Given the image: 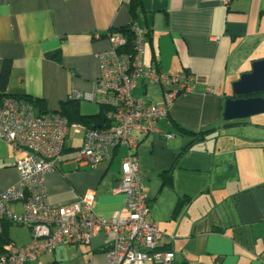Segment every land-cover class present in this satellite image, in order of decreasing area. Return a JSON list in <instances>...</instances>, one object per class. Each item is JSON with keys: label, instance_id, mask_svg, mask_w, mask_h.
I'll list each match as a JSON object with an SVG mask.
<instances>
[{"label": "crops", "instance_id": "obj_1", "mask_svg": "<svg viewBox=\"0 0 264 264\" xmlns=\"http://www.w3.org/2000/svg\"><path fill=\"white\" fill-rule=\"evenodd\" d=\"M139 1L132 11L130 0H0V72L10 65L5 93L42 99L45 110L58 112L71 90L93 93L110 29L146 30L145 66L194 75L191 93L174 100L157 130L132 133L149 217L162 232L159 248L173 252V264H264V117L223 118L226 98L236 97L233 83L264 59V0ZM132 93L164 102L163 87L152 82H138ZM95 95L78 100L80 114L100 111L103 92ZM82 140V130L71 131L56 169L45 174L49 202L68 205L93 192L97 215L124 216V195L113 190L127 147L79 167L71 153ZM22 154L0 141V192L18 181ZM8 206L22 210L21 202ZM2 225L13 245L30 241L28 225ZM109 240L101 230L27 264H108Z\"/></svg>", "mask_w": 264, "mask_h": 264}, {"label": "built area", "instance_id": "obj_2", "mask_svg": "<svg viewBox=\"0 0 264 264\" xmlns=\"http://www.w3.org/2000/svg\"><path fill=\"white\" fill-rule=\"evenodd\" d=\"M227 3L229 0H220ZM133 38L107 32L108 47L97 53L99 76L93 93L71 90L68 100H95V90L103 92L104 104L110 107L106 126L86 127L69 121L58 112L38 111L26 97L6 95L0 98V141L22 152L15 167L18 181L0 192V222L9 220L28 225L31 239L22 246L10 245L0 253V264H27L59 244L88 243L103 230L110 237L105 249L108 264H169L173 252L159 248L162 232L149 217L150 206L141 189L139 169L133 150L137 141L134 131L149 134L157 130L178 96L191 93L194 75L190 72L165 73L155 64H143L147 31L131 25ZM140 81L163 87L164 102L153 103L132 91ZM82 130L81 145L71 153L79 167H95L110 157V149L125 145L127 154L114 192L124 195V216L102 217L92 207L93 192L76 202L53 206L47 197L44 176L56 169L63 157L66 136ZM167 136H171L168 134ZM21 202L20 212L9 203Z\"/></svg>", "mask_w": 264, "mask_h": 264}, {"label": "trees", "instance_id": "obj_3", "mask_svg": "<svg viewBox=\"0 0 264 264\" xmlns=\"http://www.w3.org/2000/svg\"><path fill=\"white\" fill-rule=\"evenodd\" d=\"M139 2H140L139 0H130V7H131L132 11H134L135 8L139 5ZM109 32H117V33L124 34V35H126L128 41H131L133 38V33L131 30V24L123 26L119 29H110ZM9 68H10L9 63H5L1 72H0V98L3 96H6V95H11V94L5 93L8 74H9ZM260 95L264 97V91L261 92ZM22 97H25V95H23ZM26 98L35 104V106L39 112L40 111L48 112L44 108V101L42 99L34 98V97L33 98L26 97ZM109 110H110V107L108 105L102 104L100 111H98V113L82 115L78 112V101L68 100L66 98V100L63 102L62 107L60 108V110H58V113H60L61 115L65 116V117H66V115H68V118L67 117L66 118L69 121H71L73 119L77 120V121L83 123L86 127H97L98 124H100V126L103 127V126H106L107 124H109V119L107 117V113ZM204 132L205 131H201L200 134H203ZM162 177H163L164 183L166 182V183L170 184L169 170H164L162 172ZM181 204H182V202H179L177 205V208H179ZM2 221L0 222V253L5 252L10 245H13L11 243V239L8 236H6V234L4 232ZM4 221H9V220L4 219ZM169 264H173V262L169 263Z\"/></svg>", "mask_w": 264, "mask_h": 264}, {"label": "water", "instance_id": "obj_4", "mask_svg": "<svg viewBox=\"0 0 264 264\" xmlns=\"http://www.w3.org/2000/svg\"><path fill=\"white\" fill-rule=\"evenodd\" d=\"M233 94L225 101L223 118L225 120L246 118L264 113V59L252 63V69L240 76L232 85Z\"/></svg>", "mask_w": 264, "mask_h": 264}, {"label": "rangeland", "instance_id": "obj_5", "mask_svg": "<svg viewBox=\"0 0 264 264\" xmlns=\"http://www.w3.org/2000/svg\"><path fill=\"white\" fill-rule=\"evenodd\" d=\"M143 56H144V53H143ZM143 59L145 61V57H143ZM256 117H264V113L254 114V115H251V116H249L248 118H245V119H247V120L255 119Z\"/></svg>", "mask_w": 264, "mask_h": 264}]
</instances>
